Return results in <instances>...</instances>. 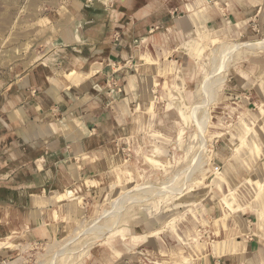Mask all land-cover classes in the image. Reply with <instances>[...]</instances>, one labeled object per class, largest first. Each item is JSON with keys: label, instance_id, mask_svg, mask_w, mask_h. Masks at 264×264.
Segmentation results:
<instances>
[{"label": "rangeland", "instance_id": "obj_1", "mask_svg": "<svg viewBox=\"0 0 264 264\" xmlns=\"http://www.w3.org/2000/svg\"><path fill=\"white\" fill-rule=\"evenodd\" d=\"M58 1L0 0L2 90L57 52ZM169 3L172 32L126 49L136 85L77 223L18 239L16 264H264V0Z\"/></svg>", "mask_w": 264, "mask_h": 264}, {"label": "crops", "instance_id": "obj_2", "mask_svg": "<svg viewBox=\"0 0 264 264\" xmlns=\"http://www.w3.org/2000/svg\"><path fill=\"white\" fill-rule=\"evenodd\" d=\"M169 1L59 0L52 13L57 52L5 77L0 264H16L11 245L18 239L52 243L77 223L79 199L70 194L90 191L87 178L104 174L107 150L119 139L111 130L123 122L121 93H133V79L136 85L123 66L126 49L133 39L152 43L170 25Z\"/></svg>", "mask_w": 264, "mask_h": 264}, {"label": "bare ground", "instance_id": "obj_3", "mask_svg": "<svg viewBox=\"0 0 264 264\" xmlns=\"http://www.w3.org/2000/svg\"><path fill=\"white\" fill-rule=\"evenodd\" d=\"M209 97H210V95H209ZM207 105V104H206ZM205 108V107H204Z\"/></svg>", "mask_w": 264, "mask_h": 264}]
</instances>
